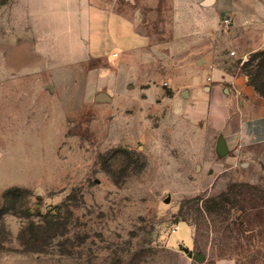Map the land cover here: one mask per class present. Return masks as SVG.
Masks as SVG:
<instances>
[{"label": "rangeland", "instance_id": "obj_1", "mask_svg": "<svg viewBox=\"0 0 264 264\" xmlns=\"http://www.w3.org/2000/svg\"><path fill=\"white\" fill-rule=\"evenodd\" d=\"M16 2L0 0V264H199L186 247L264 264V174L219 173L167 99V76L145 90L97 83L92 67L30 71L8 24ZM119 2L141 9L157 41L170 37L168 4L149 19L141 2ZM260 50L237 51L235 65Z\"/></svg>", "mask_w": 264, "mask_h": 264}, {"label": "crops", "instance_id": "obj_2", "mask_svg": "<svg viewBox=\"0 0 264 264\" xmlns=\"http://www.w3.org/2000/svg\"><path fill=\"white\" fill-rule=\"evenodd\" d=\"M131 1L141 2L149 19L168 4L171 30L166 41L154 38L141 9L123 10L119 0H17L8 24L15 30L17 50L30 57L27 66L39 75L92 67L89 73L97 83L119 85L122 77L125 87L137 82L145 90L159 75L167 76L162 82L167 99L185 110L189 130L199 129L202 136L192 138L197 144L205 139L219 173L235 171V179L250 182L260 179L264 95L244 68L235 65V55L239 51L245 60L262 44L264 49V0ZM225 18L231 25L223 32ZM200 255L199 264H240L233 253Z\"/></svg>", "mask_w": 264, "mask_h": 264}, {"label": "trees", "instance_id": "obj_3", "mask_svg": "<svg viewBox=\"0 0 264 264\" xmlns=\"http://www.w3.org/2000/svg\"><path fill=\"white\" fill-rule=\"evenodd\" d=\"M251 83L255 86V88L264 95V81L260 80V77L264 76V50H260L255 52L252 55V58L249 59L243 66ZM232 189L229 188L226 192L222 193L217 200H222L224 196ZM218 203V201H217ZM35 243H39L35 240Z\"/></svg>", "mask_w": 264, "mask_h": 264}, {"label": "water", "instance_id": "obj_4", "mask_svg": "<svg viewBox=\"0 0 264 264\" xmlns=\"http://www.w3.org/2000/svg\"><path fill=\"white\" fill-rule=\"evenodd\" d=\"M209 2H211V0L209 1ZM96 99L98 100V101H107V100H111V98L109 97V95L107 94V93H104V92H101V93H99L97 96H96ZM219 148H220V152L222 151V149H221V146H223V143H220L219 144ZM222 153V152H221ZM170 197H168L167 198V200H166V202H169L170 201ZM185 249V252H187V254H188V256L189 257H193V256H196L198 259H201L202 257H201V255L199 254V255H196L194 252H193V250H190L189 248H184Z\"/></svg>", "mask_w": 264, "mask_h": 264}, {"label": "built area", "instance_id": "obj_5", "mask_svg": "<svg viewBox=\"0 0 264 264\" xmlns=\"http://www.w3.org/2000/svg\"><path fill=\"white\" fill-rule=\"evenodd\" d=\"M230 25H231V19L225 18L224 22H223V26L227 29L230 27ZM165 84H167V83H165ZM178 229H179V224H177L173 227V232H176Z\"/></svg>", "mask_w": 264, "mask_h": 264}]
</instances>
